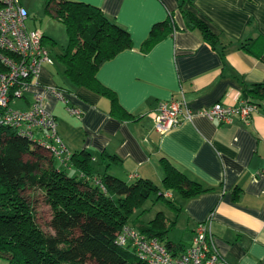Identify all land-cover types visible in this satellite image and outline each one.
Segmentation results:
<instances>
[{
    "label": "crops",
    "instance_id": "0c3cea01",
    "mask_svg": "<svg viewBox=\"0 0 264 264\" xmlns=\"http://www.w3.org/2000/svg\"><path fill=\"white\" fill-rule=\"evenodd\" d=\"M71 1L99 8L128 32L133 48L104 62L96 79L115 93L121 114L129 116L112 114L106 97L58 77L54 64L41 67L38 85L20 99L21 109L35 93L42 94L66 149L85 150L95 159L102 153L116 156L107 171L127 183L147 179L160 186L165 159L211 188L188 199L166 193L177 203L175 222L183 226L171 239L182 244L176 252L184 251L195 225L212 213L211 232L223 264H264V101L247 121L232 117L223 124L196 116L159 134L153 119L160 102L181 94L194 111L217 102L236 106L244 87L264 83V0H194L191 11L217 37L215 46L186 27L177 0ZM169 14L177 29L140 50L152 26ZM257 37L262 40L252 44ZM243 41L252 44L248 50L239 47ZM48 86L60 90L63 100L48 93Z\"/></svg>",
    "mask_w": 264,
    "mask_h": 264
},
{
    "label": "trees",
    "instance_id": "16d2710c",
    "mask_svg": "<svg viewBox=\"0 0 264 264\" xmlns=\"http://www.w3.org/2000/svg\"><path fill=\"white\" fill-rule=\"evenodd\" d=\"M177 3L186 27L199 32L210 45H217V37L191 11L194 0ZM44 6L66 31L68 44L60 55L64 75L74 85L106 97L112 114L128 117L121 114L123 109L115 93L96 79L104 62L133 48L128 32L99 8L83 2L44 0ZM176 29L169 14L165 21L152 26L140 50L146 52ZM258 39L262 40L257 37L252 44ZM45 42L48 40L42 34L43 46ZM252 44L243 41L239 47L247 49ZM241 97L257 108L264 101V83L244 87ZM95 158L79 150L69 152L68 158L57 159L47 150L31 147L26 139L0 128V264H147L137 258L130 244L118 243L117 236L124 226L156 240L170 253H180L176 248L182 244L169 237L175 220L168 225L162 212L147 222L130 224L129 220L151 196L178 210L167 192L188 199L212 189L190 180L165 159L158 186L147 179L127 183L111 175L107 170L118 159L114 155L102 153ZM37 197L50 211L49 232L37 222Z\"/></svg>",
    "mask_w": 264,
    "mask_h": 264
},
{
    "label": "built area",
    "instance_id": "2783aa9c",
    "mask_svg": "<svg viewBox=\"0 0 264 264\" xmlns=\"http://www.w3.org/2000/svg\"><path fill=\"white\" fill-rule=\"evenodd\" d=\"M27 12L20 0H0V128L8 129L26 139L31 147H40L57 159L68 158L64 143L57 133L56 118L44 105V96L35 93L25 109L12 108L11 104L23 98L29 88L38 85V75L44 64H53L42 45V33L26 26ZM47 92L63 100L56 87ZM79 116V111L68 108ZM257 111L256 106L240 101L236 106L217 102L210 107L192 110L183 95L160 102L153 114L154 131L164 134L183 121L196 116L220 123H230L232 117L247 121ZM213 214L197 223L187 248L178 254L170 253L154 239H146L134 229L124 226L117 236L121 245L130 244L139 260L147 264H223L211 232Z\"/></svg>",
    "mask_w": 264,
    "mask_h": 264
},
{
    "label": "rangeland",
    "instance_id": "374dc122",
    "mask_svg": "<svg viewBox=\"0 0 264 264\" xmlns=\"http://www.w3.org/2000/svg\"><path fill=\"white\" fill-rule=\"evenodd\" d=\"M20 2L25 6L28 12V19L26 21L27 28L29 29H39L44 33L46 38L51 39L52 41L45 42L46 50L49 53L51 60L55 68L57 69V76L61 77L64 75L63 64L60 60V55L64 52L68 39L66 35V31L64 25L53 18L49 13L45 11L44 0H20ZM52 34V35H51ZM52 42L54 44H52ZM65 76V75H64ZM12 108L21 109L23 107L21 100H16L11 104ZM27 157H24V160H27ZM54 163L57 164V161L54 160ZM71 175V171H68ZM111 175L116 176L115 172L110 171ZM159 186V185H158ZM176 196V193H174ZM173 205L177 207V203L175 200L172 201ZM36 217L37 222L40 224L42 229L46 232L51 231L48 223L50 218V211L48 207L44 204L41 197H37V201L35 203ZM157 212H162L166 218L168 219V225H171L170 222L175 220V216L178 214V210L172 208L171 205L166 203L163 200H157L154 196H151L147 199L139 212L137 214L132 215L129 220V223H139V222H147L154 218ZM170 227L169 237L170 239H175L180 236V232L182 230V221L178 220L174 225Z\"/></svg>",
    "mask_w": 264,
    "mask_h": 264
}]
</instances>
